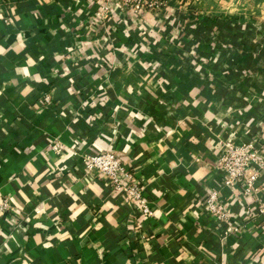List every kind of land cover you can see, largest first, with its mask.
Returning <instances> with one entry per match:
<instances>
[{"label":"crops","instance_id":"crops-1","mask_svg":"<svg viewBox=\"0 0 264 264\" xmlns=\"http://www.w3.org/2000/svg\"><path fill=\"white\" fill-rule=\"evenodd\" d=\"M0 2V264H264V164L219 165L264 162V0ZM110 148L150 214L87 170Z\"/></svg>","mask_w":264,"mask_h":264},{"label":"built area","instance_id":"built-area-1","mask_svg":"<svg viewBox=\"0 0 264 264\" xmlns=\"http://www.w3.org/2000/svg\"><path fill=\"white\" fill-rule=\"evenodd\" d=\"M115 2L119 6H125L139 12L144 8H154L161 4V0H107ZM2 4L0 2V11ZM45 101H50V96H45ZM223 155L220 157L222 170L225 172L223 177L225 186H232L237 180L244 179L246 181L245 192L249 193L253 189V178H246L248 168L257 169L258 166L264 164L261 151L254 142H249L244 146L234 145L230 142L222 144ZM56 153L62 152V146L59 143L54 144ZM85 162L87 170L98 172L103 175L107 184L113 189H119L133 206L144 215L150 214V209L147 207L146 201L142 196V187L140 180L130 172L121 159L120 154L112 148L102 150L93 155L81 157ZM207 205L215 215L224 217V208L218 202L214 190L209 191L207 195ZM12 207L8 197H3L0 200V214L11 213ZM235 229V228H234Z\"/></svg>","mask_w":264,"mask_h":264}]
</instances>
